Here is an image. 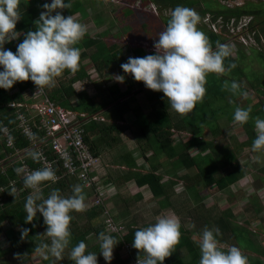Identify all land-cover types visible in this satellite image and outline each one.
Returning a JSON list of instances; mask_svg holds the SVG:
<instances>
[{
  "label": "trees",
  "instance_id": "trees-1",
  "mask_svg": "<svg viewBox=\"0 0 264 264\" xmlns=\"http://www.w3.org/2000/svg\"><path fill=\"white\" fill-rule=\"evenodd\" d=\"M39 3L30 4L27 0H20V13L21 18L17 22L16 25V31L18 33L21 32V34L16 37L15 39H12L9 44V49L13 52L16 51L17 45L20 43V39L25 38V33H27L29 30H35L36 28V20L39 18V15L41 11H45L42 7V5L45 2H48V0H39ZM67 1V0H66ZM76 1V0H74ZM78 1V0H77ZM108 0H98L96 2L100 4L106 3ZM129 1V0H128ZM127 1V2H128ZM137 1V0H136ZM155 2L159 5V9L161 13V16L159 18V21L166 27L168 20L170 19V15H165L163 11L165 9H174L177 5L186 6L188 8H191L193 6L198 7V11L196 13L200 12L199 15V22L198 27L200 29H203L207 31L209 35V40L212 39V47L215 49L216 42L220 41L222 43H226L227 39H225L222 34L219 32H214L212 29H208L207 26H205V22L203 21V15L209 11L213 14V17L216 18L219 15H223L226 17H231L235 15L237 18L245 15H251L252 20L250 22V29L256 31V38L259 39L260 47H253L250 48V53H253V50L256 48H259L260 53L262 56H264V52L262 49V46H264V10L261 7H255L248 5L249 2H247L246 5L242 7H224L221 5V0H213L218 6L216 7H209L204 2L205 0H141V4H138L139 6H146L149 4V2ZM73 2V0H71ZM49 3V2H48ZM76 4H71V8H64L67 15H71L72 13H75L78 9L75 8ZM136 6L134 4H129L127 6V9L125 13L127 15H131L136 10ZM209 9V10H208ZM127 10L129 12L127 13ZM194 10V9H193ZM113 25V24H112ZM111 25V26H112ZM107 30L104 32L102 31L101 34L108 33L111 30L109 27L106 28ZM110 30V31H109ZM260 36V38H259ZM113 38L110 42L107 43V49L106 51L101 46V38L88 36L87 39L80 40L79 43L76 45V47H79L80 49V65L78 70L75 73H71L68 70H65L59 77L56 79L59 82L55 84L54 87L51 88H45L47 91V94L51 97L53 101L56 103H59L67 108H72L75 110L88 112L89 114L94 113H101V115L105 116L106 120L111 119L112 122H107L106 120H96L91 119L89 122L83 125L85 128V141L91 146V149L96 157L100 159V151L101 147L103 145L106 146H114L119 145L122 142V133L129 130L132 125L130 122H128L126 118V113L131 111L133 109V106L131 102H134L136 100V95L142 91L143 86L145 85L142 81H135L134 79H129V74L124 73V70L122 68H119V74L125 76V81L127 82V89L120 88L118 83H114L113 85L108 87H103L102 84H100L97 87V91L94 94H91L87 88H84L82 90H77L74 86V81L78 79H86L90 77L89 72L87 71V64L86 59L90 58L94 64V67L96 70L104 74L105 68L109 67L111 64V61L116 62L117 64H122L128 61L129 57H144L147 55V52L145 51L144 47L142 45H138L136 47H131L132 55L128 53V55H125L124 52H116L114 50L115 45H118L119 42H123L122 49H126L127 51L130 49V45L128 48H126L125 43L128 41L127 39H121L120 41H116L113 43ZM22 41V40H21ZM150 48L155 49L154 45L151 43H148ZM114 45V47H113ZM238 46V45H237ZM92 47H95L93 50H91ZM91 50V51H90ZM109 50V51H108ZM257 50V49H256ZM257 50V51H259ZM156 50H152L150 52L155 54ZM235 55L233 54L226 58L224 60L225 67L228 68V66L231 63H235V67L231 68V70L234 71L235 75L233 74V77L235 76L236 79L239 80L240 83H243L242 89L246 90L245 87V81L243 80V69H241L242 65L237 62L236 57L244 55L243 53H240L242 51H245V49L241 46L237 47V50ZM240 53V54H239ZM238 55V56H237ZM251 55V54H250ZM253 54V60L256 59ZM119 57V58H118ZM86 60V61H85ZM258 60V59H256ZM262 65V64H261ZM264 66L262 65V68ZM0 69H2V66H0ZM261 69V67L259 68ZM239 70V72H238ZM235 80V79H232ZM236 81V80H235ZM129 83V84H128ZM248 85H250L252 88L256 87L257 90L262 91L264 93V88H262L261 84L255 83V82H247ZM258 84V85H257ZM247 85V87H249ZM33 87V81L26 80V81H18L16 82L10 89H3L0 88V124L6 123L9 126H15V134H16V146L19 147L21 150V153H24L23 158L26 160V162L32 166L35 169L42 168V162L34 161L30 153L34 152V149H32L30 141L21 133L20 129L17 126L18 119L16 118V108L12 107L10 103L12 101H25L26 92ZM206 93L203 100L208 99L213 93L216 95V98L218 99L219 95L226 96L227 94H231L226 89H223L219 87L216 83L208 81L206 79ZM247 91V90H246ZM159 97H156L154 103V109L153 113H146L149 116L141 115V109L138 104L134 107L135 112L140 117V115L145 119L144 123H139L138 128L137 126L131 129H134L133 134L135 135L137 145L139 148H137L138 152L140 153V156H143L145 160H147L150 163L151 169H147L146 172H128L125 170H121V166L123 164H126L130 167H137L136 162V155L132 151H124L121 153V162L117 161L115 163L117 167L112 166L114 169H117V171H122V173H127L126 175L122 176L121 179L125 181L126 179H131L133 177H136V182L138 186H143L145 184H148L150 187L153 195L155 197H159L161 204L159 207L168 206L173 207L175 212H179V214H182V211L180 207L185 204V200L181 198V195H179L183 190L181 189L180 192L176 189V185H178L181 180L183 179L182 185H185V187L191 188L192 191L197 192L199 196L201 195V189L202 186L206 187H217L220 191L229 190L232 185H234L240 178L244 177L247 174V170L244 168V166L240 163L238 160L237 152L236 150H231L228 148L223 149L224 145L219 144L218 142H210L212 140L208 139L206 140L202 134L204 133L203 130H201V126L194 125L193 122H188L186 119L187 116L190 115H180L176 114L175 112L171 110L170 106L168 107L167 98L164 96V93L162 91H156ZM232 95V94H231ZM126 97L125 99H121L122 97ZM78 99L77 103L72 102V98ZM234 102L232 103L231 107L232 109H235L236 106L243 107L241 103V100H248L246 97L241 96H233ZM154 100V99H153ZM228 99H225L227 101ZM232 101V100H230ZM228 102V101H227ZM197 106H200V102L197 103ZM252 110L254 108V111H256L257 114H259L260 118H264V96L258 99L257 102L251 105ZM220 112H223L222 109H219V107L214 108L213 117H214V125L212 128V131L216 136L220 134L222 131L221 125L218 123L221 114H218ZM193 112V111H192ZM191 112V113H192ZM253 112V111H252ZM104 113V114H103ZM116 120V121H113ZM230 119H233V114H231ZM117 120L121 121L118 122ZM136 120V119H135ZM249 119L248 124L249 133L250 136H248V139L240 142L238 145L242 148L246 144H251L253 142V139L255 138V131H254V125L252 121ZM208 122V121H207ZM89 123V124H88ZM193 123V124H189ZM200 128H199V127ZM210 127V126H209ZM212 127V126H211ZM187 130L191 134H193V137L187 140H183L182 138H178L175 140L174 135L178 133V131ZM180 143V146L178 143ZM217 145V147L220 149V154L216 156L215 158H207L209 156V147L212 146V144ZM227 146V145H226ZM180 147V148H179ZM120 148V147H119ZM232 148V147H231ZM196 152L192 153V150H196ZM152 150V153L148 155V151ZM6 151H11L8 147H6ZM52 154V153H51ZM54 155V154H53ZM166 156V160H171V163L174 164L173 167V178L165 179L166 175L170 174L169 172H166L168 169L167 167L165 169H160L162 166L161 164H164L163 166H166L167 163L166 160L161 161L160 158L162 156ZM16 157V156H15ZM13 158V160H9V162H6L5 169L0 167V184L5 185L4 191L1 192L3 195V204L0 205V235L4 234L7 240H9V244L7 245L8 249L10 251H15L16 257H32L36 252H38L37 246L42 245L43 243H50V239L47 237V234L45 233L47 225L44 223V218L42 214L37 212V215L34 217L33 221L26 222L25 216L26 212L24 209V204L26 197L29 195V193L32 192V189L25 188L23 184V179L19 181V185L24 187L23 191H21L20 194H16V197L9 191L10 186L9 182L11 178H16L19 175L15 172V168L20 167L21 160L16 157ZM115 157V156H114ZM114 157H112L111 160L114 161ZM117 158V157H116ZM159 158V160H158ZM210 160V161H208ZM112 161V162H113ZM61 162V161H60ZM227 162V165L225 166L224 163ZM262 162L264 163V157L262 159ZM101 163V160H100ZM99 163V167L100 164ZM106 168L109 167V165L103 164ZM114 165V162H113ZM142 167V165H140ZM144 166V165H143ZM196 167L197 171L187 174H179L178 172L180 170H185L189 168ZM4 169V170H3ZM264 171V167H262ZM59 173L62 174V171L60 169L58 170ZM134 175V176H133ZM263 177V175H261ZM261 179L254 180V185L256 187V191H254L252 194H249L247 197V203H243L240 207L241 210L239 212L235 211H228L227 209H233L232 207H226L222 212H228L231 213L230 218L225 219L221 218L220 222L221 225L224 227L226 226V229L233 230L234 228H238V230L242 233H245L250 238L249 246L245 245V243H239L238 244L242 247L247 249L248 251L252 250L254 252H257L260 254V252L264 253V250L260 249L262 242L260 243L258 237L261 233L259 231V225L258 228L254 229L253 227L249 226H243L248 223L250 225L253 223V221H256L257 219H261L264 215V202L261 201V197L258 196V190L259 186L257 185L256 181H260ZM80 182L76 176H71L67 173L64 175H61V177L56 182H50L44 181L42 182V198H46L52 189H60L61 195L69 196L72 194V186L75 184H79ZM121 182V181H119ZM118 181L115 185H120ZM123 183V182H121ZM80 184L83 186V184L80 182ZM108 187V186H107ZM86 188L83 186V189ZM93 189V188H92ZM87 189L85 195L88 197L93 193V190ZM108 190V189H107ZM108 193H113V190L110 189L107 191ZM117 194V193H116ZM115 195V194H114ZM141 195V194H139ZM220 196V195H218ZM86 197V196H85ZM109 198V196H108ZM108 198L105 199V203L107 204ZM123 200L125 201V204H127L129 207H131V204L138 200V197L136 195H130L126 198L124 197ZM36 203H39L40 200H36ZM167 202L168 205L165 204ZM195 203V201L193 200ZM177 204V205H176ZM109 208H107L104 205L101 204H94L86 207V210L83 212H72L71 215L73 217L70 229L72 233L70 246H74L79 241L84 240L85 242L88 240L87 237L91 234H94L96 237V242L91 244L90 246H87L86 251L95 252L97 253V257L99 254V241H98V234L100 231H105L107 234L113 235L117 241V245L114 247L113 250V259L112 264H131L134 261V258H139V249L131 248L130 254H127L125 251V243L132 244V239L134 236L135 231L138 228L146 227V225H134L133 219H131L128 222H122L119 221V216L113 215L115 221L120 224L123 227V232L111 230L108 228L106 223V210L109 209V211L112 213L113 210L107 204ZM117 205V204H116ZM132 205V209L130 213H134V209ZM177 208V209H176ZM196 210L197 207H195ZM172 209V208H171ZM211 210V209H210ZM235 210V209H234ZM202 211H205V208L202 209ZM207 211V209H206ZM242 212L244 215L246 213L247 218L243 219V223L238 221L240 219V216L237 215L238 213ZM209 215V213H208ZM242 215V216H243ZM129 216V215H128ZM129 218V217H127ZM131 218V217H130ZM4 222H7L4 224ZM224 227H222L221 233L222 235L225 233L223 230ZM23 229H28V232L25 233V236L22 237V231ZM232 232V231H231ZM187 237V235H186ZM222 237V236H221ZM231 237V236H230ZM230 237H222L223 239L229 240ZM232 238V237H231ZM264 239V238H263ZM232 240L235 242V240L232 238ZM235 244H237L235 242ZM237 244L238 247H240ZM178 244L179 249L172 252V254L169 257L165 258L164 264H195V258L194 259H188V256L193 254V248L189 249V247L186 249L189 254H183L185 249ZM40 251H46V249L41 248ZM0 255H7V249L4 248L0 243ZM39 254V253H38ZM244 255H247L244 252ZM1 256V257H2ZM143 258V255L141 256ZM194 260V261H193ZM7 259H1L0 264H9L12 263V261ZM57 264H74L73 261L69 260L68 258L61 260ZM248 264H264V259L261 257H251L248 259Z\"/></svg>",
  "mask_w": 264,
  "mask_h": 264
},
{
  "label": "clouds",
  "instance_id": "clouds-1",
  "mask_svg": "<svg viewBox=\"0 0 264 264\" xmlns=\"http://www.w3.org/2000/svg\"><path fill=\"white\" fill-rule=\"evenodd\" d=\"M251 0L237 3L234 0H221L224 7H242ZM157 3L149 2L148 7L156 14L161 15ZM158 5V4H157ZM20 0H0V88L10 89L18 81L31 80L37 86L38 92L45 88L54 87L56 78L65 70L75 73L80 65V49L76 47L87 33V26L81 23L74 14L65 17L57 9L71 8V0H51L45 2L36 20L35 30L25 33V38L17 45L13 52L4 47L6 42L18 37L17 22L21 18ZM194 9V10H193ZM197 6L192 9L177 5L174 9H165L163 13L170 15L166 27L159 33V39L154 42L155 54L144 57H129L128 61L120 67L124 73L131 74L136 81H142L145 87L162 91L167 98L168 107L177 114L191 113L202 102L206 93V76L208 73L224 74L226 72L224 60L232 55V48L220 41L216 42L213 49L206 34L197 25L200 12ZM209 10V9H208ZM55 11V15L53 12ZM208 17V18H207ZM203 21L214 32H219L227 42L235 38L236 45H250L248 49L260 47L255 30L250 29L251 15L243 14L239 18L235 15L216 18L207 11ZM234 21L237 34H231L229 25ZM245 25H243V23ZM213 23L220 26L213 28ZM243 33L249 38L247 43L239 39ZM250 35L252 39L250 38ZM260 38V36H259ZM264 39L263 37L261 38ZM258 44V45H256ZM231 63L227 70L234 68ZM115 80L123 82L124 75H116ZM223 88L233 96L248 97V92L241 88L239 82L224 80ZM79 90V89H78ZM231 102V101H230ZM252 106L246 108L236 106L233 112V124L244 125L250 119ZM254 131L251 149L255 153L264 152V118H254ZM34 161H39V152L30 153ZM15 172L23 175L25 188L32 189L26 197L24 209L25 221L31 222L37 215L42 214L47 225L45 233L50 243L37 246V251L46 249L47 253L56 260L63 258L65 249L71 242L70 224L73 219L72 212L86 210L83 186H72V194L61 195L60 189H52L46 198H42L40 187L42 182L53 179L54 172L49 167L35 169L25 173L23 166L15 168ZM9 191L16 197V188L12 186ZM91 195L89 199L91 201ZM36 200H40L36 203ZM92 203V202H91ZM114 215V214H113ZM180 221L169 215H158L155 222L146 227L138 228L132 239V247L139 249L137 264H164L180 241ZM28 229H23L22 237ZM222 235L218 227H204L199 238L194 237V242L199 248V264H248V258L241 249L232 245L224 250L218 241ZM99 253L105 261L113 259V250L119 241L105 231L98 234ZM87 244L84 240L71 247L68 259L74 264H98L97 253L86 251ZM143 255V258L141 256ZM47 259L48 256L45 255Z\"/></svg>",
  "mask_w": 264,
  "mask_h": 264
},
{
  "label": "rangeland",
  "instance_id": "rangeland-1",
  "mask_svg": "<svg viewBox=\"0 0 264 264\" xmlns=\"http://www.w3.org/2000/svg\"><path fill=\"white\" fill-rule=\"evenodd\" d=\"M27 1H29L30 4H35V3L40 2L39 0H27ZM96 1L98 0H78V1L73 0V2H71V4H76L75 8L78 9L75 13H72V14H74L81 23L87 26V33L81 40L87 39L88 36H93V37L100 36L102 40L101 46L106 51L107 49L106 45L108 42L112 40V38L114 39L113 43H115L116 41H120L121 39H127L128 41L125 43L126 48H128L130 45V49L128 51L126 49H122L123 42H119L118 45H115L116 48H114L116 52L125 51L124 56L128 55V53L132 55L131 47H136L138 45H142L144 47L145 51L147 52V55L150 54L152 50H155V49L150 48L148 43H151L152 45H154V42L159 39V33L164 30L165 26L159 21V18L161 15L156 14L152 9H150L148 7V4L146 6H141V5L139 6L138 4H141L140 3L141 0H137V1L136 0H129V1L128 0H108L104 4H100ZM251 1L253 2H249L246 6L251 5L255 7H261L264 10V0H251ZM48 2L50 3L51 0H48ZM65 2L67 3L66 0ZM204 3L209 7L218 6L213 0H205ZM129 4H134L137 7L136 8L137 11L132 13L130 16L125 13L127 6ZM156 6H158V10H159L160 8L159 5L156 4ZM55 11L61 12L65 17L69 16L67 15L64 9H57ZM55 11L53 12V15H55ZM128 12L129 10H127V13ZM205 26L207 25L205 24ZM107 27H109L111 31L109 30L110 32L101 34L102 31L105 32L107 30L106 29ZM200 30H202L206 34L209 40V35L207 34L208 32L203 29H200ZM20 34L21 32L18 33V35ZM21 40L23 39H20L19 41L22 42ZM209 42L210 44H213L212 39H210ZM235 43H236L235 38H232V40H230L229 42H226V44H228L232 48L234 55L236 53V51L234 50H237V47H238ZM10 44L13 45L12 41ZM10 44L9 42H6L4 47L5 48L7 46L9 47L11 46ZM249 46L250 45H245V46L242 45L241 47H243L245 51H242L240 53H243L244 55H241V56L237 55L238 57H236L237 62H239L242 65L241 67V69H243L242 76H243V80L245 81L246 90L248 92V97H247L248 100H241V103L245 105L243 106L244 108H246L249 104L251 105L254 104L255 102L258 101V99L264 96V93L262 91L257 90L256 87L258 86L252 88L250 85L247 84V82L251 81V82L261 84L262 85L261 87L264 88V67L262 68V65L264 66V56L261 55L259 48H256L259 51L254 49L253 53H250L251 49H248ZM94 48L95 47H92L91 50H93ZM262 49L264 52V46H262ZM151 54H154V53H151ZM253 54L255 55L254 57L258 60L256 59L253 60ZM86 64H87V68L90 69L88 71L90 74V77L86 79L75 80L74 86L76 87L77 90L78 89L82 90L84 88H87L91 94H94L97 91V87L100 84H102L103 87L109 86L110 88V86L113 85L114 83H118L121 90L123 89V87H125V84H127V82L125 81L126 79H124L123 82H119L115 80L114 77L116 75H121L119 74L120 73L119 70H117L121 68L120 64H117L116 62L111 61L110 66L105 68L104 74H102V76H100L97 73V70L94 67V64L91 59L86 61ZM260 67L261 69H259ZM116 70L118 72H116ZM233 74L235 75L233 70L228 71L226 68V72L224 74L218 75L216 73H208L206 76V79L210 81V83L214 82L219 87L223 88L224 80L232 81V79H235L237 82H239V80L236 79L235 76L233 77ZM128 78L131 79L132 75L129 74ZM56 81H57L56 83H58L59 78L58 80L56 79ZM242 84L243 83H240L241 88H243ZM247 85L249 87H247ZM139 93L137 95V99L134 102H131L133 109L129 111L128 113H126V118L128 122H130L132 125L131 128H134L136 126L138 128L139 123H144L145 119L141 115L149 116L146 113H153V109H154L153 105L155 103V99L157 100L156 97H159L157 92H155V90L149 89L145 86H143V92L142 93L139 92ZM219 96L220 97L217 99L216 95L213 93L208 99L200 102V106H196L193 112L190 113V115L187 116L186 119L188 120V122L195 123L194 125L201 126V130L204 131V133L202 132L201 135H203L206 140L210 139L212 140L210 142L215 141V142H218L219 144L224 145L223 149L228 148L231 150H236V152L238 150L237 152L238 160L247 170V174L244 177L240 178V180H238L234 185H232L229 190L220 191L217 187L202 186L200 196L199 194H197V192L192 191L191 188L185 187V185H182L183 179H180L181 182L178 185H176L177 186L176 189L178 190V192H180L181 189L183 190L179 194L181 195V198L183 199V201L185 200V204H181L183 206L180 207L183 215L179 214V212H175L174 211L175 209L173 207H168V210H166L165 212H163L162 208L160 209L159 207H157L160 211H156L155 209H156V206H158L159 198H156L155 196H153V194L149 192V189L145 190L146 192H149V194L146 195V198L143 201L145 205L141 209L142 214H146L149 210H151L150 211L151 215L147 220L148 221L153 220V223L155 222L154 221L155 217L158 215L173 216L180 221L181 236H180L179 243L181 246L182 244H184L183 248L185 249V251L183 252V254H186V255L189 254L188 251H186V249L189 246H190L189 249L193 248V254L189 255L188 259L195 258L194 259L195 264H199L200 252H199L198 246L194 242V237L199 238L205 226L209 228L218 227L219 229L224 227L223 225H221L220 220L221 218L222 219L230 218L231 213H228L225 211L222 212V211L226 207H232L233 209L231 210L227 209V210L230 212L231 211H235L236 213L239 212V210H241L240 206L243 203H247V199H248L247 196L249 194H252L254 191H256V187L253 183L254 180L261 179L260 181H256V183L259 186V189H257L258 196L261 197V201L264 202V171L262 169V167H264V163L262 162V159L264 157V152H259V153L253 152L251 149V144H246L242 148L238 145L240 142L247 140L248 136H250V133L248 130L249 128L248 124L251 125V123H248V124L246 123L244 125L233 124V119H230V116L234 112V109H232L231 105L234 102L235 98L233 99L231 94L229 95L227 94L226 96L224 95H219ZM153 97H154V100L151 99ZM121 99H125V97H122ZM225 99H228L227 100L228 102L225 101ZM230 100L232 101L230 102ZM72 102L77 103L78 99L73 97ZM136 104H138L141 109L140 117L137 115L134 109ZM215 107L217 108L219 107V109H222L223 111V112L219 111L218 113L222 115L218 121V123L222 127V131L220 132L218 136H216L214 132L212 131V128L214 125L213 112H214ZM254 108L252 110L253 112L251 111L250 113V118H251L250 121H252L253 125H254V118L257 116H260L259 114L256 113V111H254ZM106 121L112 122V120L108 118ZM113 121H116V120L113 119ZM117 121L121 122L119 120ZM193 123H189V124H193ZM131 128L122 134L123 136L122 142L119 145L102 146L103 147L102 151L105 154L106 159H108L107 163L110 168H112L113 166L111 165V162H110L112 157L115 156L114 161L113 160L112 161L114 162V166L118 167L115 165V163H117V161L121 162L120 155L122 152L135 149L134 154H137L138 152L137 148L139 147L137 145L135 135L133 134V131ZM174 136H176L175 140H177L178 138L187 140L189 138L191 139L193 137V134H191L187 130H183L180 132L178 131V133ZM180 143L181 142L178 143L179 146H180ZM196 151L197 149L192 150V153ZM151 153H152V150L148 151L147 154L152 156ZM219 154H220V149L217 147V145L213 143L212 146L209 147V156H207V158L212 160ZM136 158L138 160L137 162H139L140 165H142L141 168L143 170L151 169L150 163L147 160H145L143 156H140V153L136 155ZM160 160L161 161L166 160V156L165 155L162 156ZM166 162H167L165 164L166 166H163L164 164H161L162 166L160 167V169L162 170V169H165L166 167L168 168L166 172H169L170 174L166 175L165 177V179H168L173 176L172 172L175 167H173L174 164L171 163V160H166ZM224 165L226 166L227 162H225ZM126 166L127 165H125L124 169L122 168L121 170L130 172L132 167L130 166L126 167ZM196 171H197V168L193 167L189 169L185 168V170H180L178 173L187 174L190 172L194 174ZM261 175H263V177H261ZM78 183L80 184V182ZM83 191L86 192V188H84ZM123 192H124L125 198L127 196L133 195L131 193L132 192L131 189L129 188L124 189ZM109 198H110V195H109ZM193 200L195 201V203L193 202ZM140 201L141 200L138 199L134 201L132 204L138 203ZM115 203L119 204L120 206H123L125 204L123 202V199H119V202L115 201ZM85 204H86V207L92 205L90 200L88 202H85ZM100 204L102 205V203ZM165 204L168 205L167 202H165ZM195 207H197L198 210H196ZM203 208H205V211H202ZM135 212L138 214V211H136V209H135ZM139 214L137 217H139ZM237 215L240 216V219H238V221L241 223V225L244 224L243 219L247 218L246 213L243 215L242 212H240ZM6 223L7 222H4V224ZM257 225H259V231L261 232L258 237L260 243L262 242L260 249L263 248L262 250H264V239H263L264 238V215L262 216L261 219H257L256 221H253V223H251L250 225H248L247 223L243 226H249V227H253L254 229H256V227L258 228ZM226 228L227 227L225 226L223 229L225 230L224 231L225 233L218 237L219 244L224 250H227V248L232 245L237 246L238 244L237 241H239L240 244L243 242L245 243V245H248V246L249 244H251L249 236L245 233L240 232L238 228H234L233 230H229ZM221 236L222 237L231 236L237 244H235V242L232 240L231 237L229 238V240H226V239H223ZM87 239L88 240L85 242L87 246H90L91 244L96 242V237L94 234L89 235ZM0 243L4 248L6 247L7 252H8L7 255H3V256L0 255V260L7 259V260L12 261L13 264H57L61 260L68 258L71 247H72V245L71 246L69 245L63 253V258L60 260H56L55 257H52L50 254L47 253V250L38 251L32 257H27V256L16 257L15 251H10L8 249L7 245L10 242L9 240L6 239L4 234L0 235ZM178 244L175 246V250L179 249ZM239 248L241 249L243 253L245 252L246 254L249 255V257L246 255L248 259H250L251 257H257V256L264 259V253L262 252H260L259 254L252 250L248 251L247 249L242 248L241 246ZM45 255L48 256L47 259L45 258ZM97 261H98V264H109V262L105 261L103 255L100 253L98 254ZM9 264H12V263H9ZM110 264H112V261L110 262Z\"/></svg>",
  "mask_w": 264,
  "mask_h": 264
},
{
  "label": "built area",
  "instance_id": "built-area-1",
  "mask_svg": "<svg viewBox=\"0 0 264 264\" xmlns=\"http://www.w3.org/2000/svg\"><path fill=\"white\" fill-rule=\"evenodd\" d=\"M234 1L243 3L245 0ZM229 27L231 34H237L239 28H235L234 21ZM213 28L218 30L220 26L213 23ZM250 38L252 39L251 35ZM239 39L245 43L249 41V38L243 33L239 34ZM37 90L38 88L33 82V87L26 92L25 101L10 103L12 107L16 108L17 126L19 127L17 129H20L21 133L30 141L32 149L40 153L41 167H49L53 170L54 177L50 182H56L65 173L76 176L84 187L90 190L93 188L90 197L92 205L102 203L109 208L105 203V199L108 198V190L102 183L98 171L100 159L95 156L91 146L85 141V128L83 127L91 119L106 120L105 116L101 113L91 115L88 112L67 108L53 101L46 89L36 93ZM14 128L15 126H9L6 123L0 124V165L4 164L1 168L5 169V162L18 156L22 162L20 166H23L25 173L31 172L35 168L26 162L23 158L24 153H21L19 147L16 146ZM6 147L11 151L7 152ZM59 169L62 174L58 172ZM23 175L24 173L10 179L9 186L16 188V194H20L24 189L19 185ZM5 187L0 184V205L3 204L1 192ZM41 190L42 185L40 192ZM106 214L108 228L122 233L123 227L115 221L113 213L107 209ZM131 248H133L132 244L125 243L124 249L127 254H130ZM137 260L138 258H134L131 264H137Z\"/></svg>",
  "mask_w": 264,
  "mask_h": 264
},
{
  "label": "crops",
  "instance_id": "crops-1",
  "mask_svg": "<svg viewBox=\"0 0 264 264\" xmlns=\"http://www.w3.org/2000/svg\"><path fill=\"white\" fill-rule=\"evenodd\" d=\"M6 49H9V47L7 46L6 47ZM90 58H88L87 59V61L89 60ZM86 61V60H85ZM87 69V71H89L90 69H88V68H86ZM95 69V68H94ZM118 70V69H117ZM116 70V72H118ZM97 73L100 75V76H102V74L101 73H99L98 71H97ZM131 79H133V77L131 78ZM136 80H134V82H135ZM127 84H125V87H123V90L124 89H127L128 87L126 86ZM145 86V85H144ZM28 92V91H27ZM143 92V89H142V91H141V93ZM140 94V93H139ZM138 95V94H137ZM137 95H136V99H137ZM127 96H125V98H126ZM152 100L154 99V97L153 98H151ZM29 100H32V99H29ZM174 113V112H173ZM177 114V113H176ZM89 124V123H88ZM133 131H134V129H132ZM123 134V133H122ZM123 137V136H122ZM103 146H106V145H103ZM102 149H103V147H101V151H100V160H101V165H100V167H99V165H98V171H99V175H100V178H101V180H102V183L105 185V187L108 189V191L110 190V189H112L113 190V192H114V194L113 193H111V195H110V193H108V196L110 195V198H109V200L107 201V204H109V206L112 208V210H113V214H115V215H117L118 214V216H119V221H122V222H128V221H130L131 219H133V223H134V225H146V224H150V223H153V220L152 221H148L147 219L150 217V215H151V213H150V211L151 210H149L146 214H142V208H143V206L145 205L144 203H143V201L145 200V198H146V195L147 194H149V192L150 193H152V191H151V189H150V187L148 186V184H145V185H143V186H138V184H137V182H136V177H133V178H131V179H126L125 181H123L122 179H121V177L122 176H124V175H126L127 173H122L121 171H117V169H114L113 167L112 168H110V167H105L103 164H105V165H107L108 166V159H106V157H105V154L103 153V151H102ZM130 151H132V152H134L135 151V149H131ZM138 160L136 159V162H137ZM111 162V165H113V162H112V160L110 161ZM125 165L126 164H123L122 166H121V168H123L124 169V167H125ZM114 166V165H113ZM137 167H132L131 168V170H130V172H132V174H133V172H141V173H143V172H146V171H148V170H143L142 168H141V166H140V163L139 162H137V165H136ZM126 167H128V165L126 166ZM118 168V167H117ZM134 176V175H133ZM119 182V181H121V182H123V183H121V182H119L118 184H120V185H115L116 184V182ZM108 186V187H107ZM123 188V189H122ZM131 189V193L132 194H134V195H136L137 197H138V199L139 200H141L140 202H138V203H135V205L133 206V209L135 210L136 209V211H138V214H139V217H137L138 216V214L134 211V213H131L130 214V211H131V209H132V205H131V207H129L127 204H124L123 206H120L119 204H117L116 205V203H115V201L116 202H119V199H123L124 197H125V195H124V189ZM146 189H149V192H146L145 190ZM84 192V191H83ZM117 193V194H116ZM84 194H85V192H84ZM139 194H141V195H139ZM153 194V193H152ZM86 197H85V202H88L90 199H89V197L87 196V195H85ZM154 196V195H153ZM153 196H151V197H153ZM150 197V198H151ZM115 198V199H114ZM156 198H159V197H156ZM159 200V202H158V206H156V211H160L157 207H159L160 206V204H161V202L162 201H160V198L158 199ZM123 202L125 203V201L123 200ZM140 204V205H139ZM139 205V206H138ZM160 209L162 208V210H163V212H165L166 210H168V206H164L163 205V207L161 206V207H159ZM129 215V216H128ZM133 216V217H132ZM127 217H129V218H127ZM131 217V218H130ZM147 220V221H146ZM155 221V220H154ZM148 225H146V226H148ZM144 227V226H143Z\"/></svg>",
  "mask_w": 264,
  "mask_h": 264
},
{
  "label": "water",
  "instance_id": "water-1",
  "mask_svg": "<svg viewBox=\"0 0 264 264\" xmlns=\"http://www.w3.org/2000/svg\"><path fill=\"white\" fill-rule=\"evenodd\" d=\"M17 157H18V156H17ZM11 161H12V160H11ZM8 162H9V161H8ZM8 162H7V163H8ZM5 163H6V162H5ZM2 165H4V164H1L0 167H1Z\"/></svg>",
  "mask_w": 264,
  "mask_h": 264
}]
</instances>
